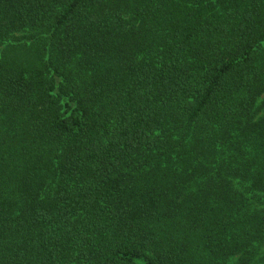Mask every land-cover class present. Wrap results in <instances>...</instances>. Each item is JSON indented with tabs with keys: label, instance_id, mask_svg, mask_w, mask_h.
Returning a JSON list of instances; mask_svg holds the SVG:
<instances>
[{
	"label": "trees",
	"instance_id": "1",
	"mask_svg": "<svg viewBox=\"0 0 264 264\" xmlns=\"http://www.w3.org/2000/svg\"><path fill=\"white\" fill-rule=\"evenodd\" d=\"M0 264H264V0H0Z\"/></svg>",
	"mask_w": 264,
	"mask_h": 264
}]
</instances>
